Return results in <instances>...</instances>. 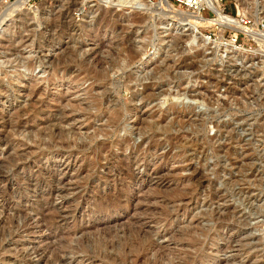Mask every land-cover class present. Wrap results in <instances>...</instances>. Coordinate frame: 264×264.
Segmentation results:
<instances>
[{"label":"rangeland","instance_id":"374dc122","mask_svg":"<svg viewBox=\"0 0 264 264\" xmlns=\"http://www.w3.org/2000/svg\"><path fill=\"white\" fill-rule=\"evenodd\" d=\"M17 1L0 0V264H129L131 246L154 240L163 264H264V0H214L236 24L197 29L179 15L215 14L187 0H30L11 12ZM127 37L133 59L115 49ZM63 57L115 62L114 84L53 76ZM88 97L129 110L118 131ZM68 129L75 148L53 145ZM121 162L133 179L114 184Z\"/></svg>","mask_w":264,"mask_h":264},{"label":"bare ground","instance_id":"6f19581e","mask_svg":"<svg viewBox=\"0 0 264 264\" xmlns=\"http://www.w3.org/2000/svg\"><path fill=\"white\" fill-rule=\"evenodd\" d=\"M61 1H63V0H61ZM68 1H70V3H69V8H71V9H75L76 8V6H77V4H76V0H67V2ZM106 2H112V3H115V4H117V5H121V4H125V3H128V4H130V5H132L133 7H144V8H147L149 5H148V3H147V1L148 0H105ZM213 1L214 0H187V2H188V5H190L192 8H194V9H199L200 7H204V6H206V7H208V8H210L211 10H212V12L215 14V17H216V19H205V18H203L201 15H200V13H194V14H189V13H185L184 15H179L181 18H183V19H185V18H187V19H189V22H190V24H191V26H193L194 27V29H197V28H199V27H202V26H213V25H215V26H219V25H221V23H223V21H226L229 25H234V24H236V20L235 19H233V18H230V17H224L222 14H221V12L220 11H218L216 8H215V6H214V4H213ZM30 2V0H18L14 5H13V9L11 10V12H17L18 10H20L22 7H24L27 3H29ZM204 2V3H203ZM46 5H48V6H53L54 5V3H55V0H45V2H44ZM156 4V3H155ZM42 5H44V4H42ZM158 7L159 6H161V7H166V6H168V1L167 0H158V2H157V4H156ZM71 9H69L70 11H71ZM202 9V8H201ZM68 10V11H69ZM142 22V20H141V18L140 19H138V20H136V23H141ZM142 24V23H141ZM69 25V24H68ZM121 28H125V27H122L121 26ZM61 37V36H60ZM221 37H222V35H221ZM221 37H220V47H221V51L224 53V52H227L228 50H230V48H232L233 46H232V44L231 43H227V42H223V40L221 39ZM127 39V41H125L124 43H118L117 45H116V47H115V49H116V51H118V52H124V53H128L129 55H130V57H129V59H133L134 57H133V54H132V49H131V47L130 46H127V44H128V42H129V40H130V38L129 37H127L126 38ZM125 39V40H126ZM180 41H182V38H179V42ZM187 41V40H186ZM230 42V41H229ZM67 46H68V43H65V45H64V48H63V52H65V49L67 48ZM69 47V46H68ZM234 49V48H233ZM236 50H238L237 48H236ZM232 51V50H231ZM233 53V52H232ZM236 53H237V51H236ZM135 55H137L136 53H134ZM225 54V53H224ZM80 55V54H79ZM120 55V54H119ZM77 56V55H76ZM113 56V55H112ZM72 57V56H71ZM116 57V56H115ZM73 60V59H72ZM68 61V60H65V58L63 57V58H60L59 60H58V62L57 63H53V65L51 66V74L54 76V75H56V73H57V71L59 70V69H63L64 70V72H65V74H68V73H70V72H74L75 70L76 71H81V73L83 72H87V74H85L86 76H84V77H90L92 80H93V84H95L96 86H98V87H102V86H106V85H113L114 84V79H112V77H113V75H112V77L109 75V73L111 72H113L115 69H116V64H115V62H113V63H111L110 64V68L108 69V70H106V69H98V67L97 68H91V67H88V64H86V63H84L82 60L81 61ZM53 61V60H52ZM101 64V63H100ZM95 65H96V63H95ZM93 66V65H92ZM107 66V65H106ZM90 68V69H89ZM102 68V67H101ZM117 70V69H116ZM120 70V69H119ZM80 73V74H81ZM116 73V72H115ZM79 74V75H80ZM84 74H82V76H83ZM24 76V75H23ZM125 76V75H124ZM123 76V77H124ZM83 77V78H84ZM85 79V78H84ZM83 79V80H84ZM131 82V81H130ZM17 83V82H16ZM146 89V88H145ZM151 90V89H150ZM150 93H152L151 91H148V94H146L145 95V97H151V94ZM153 94V93H152ZM89 95V94H88ZM91 95V94H90ZM89 95V96H90ZM144 95V94H143ZM65 97V96H64ZM94 97V96H93ZM93 97H88L89 98V100H91L93 103H94V106L97 108V110L99 109L100 110V114H103L104 115V117L106 118V128H107V126H108V128H110L111 127V129L113 130V131H118L119 130V124H120V122H121V120H122V117H123V113L124 112H129V110L127 109V108H119V109H116V108H113V107H111V106H106V107H104L105 109H103V110H101V107H102V105L103 104H105V100H103V98H97V97H95V98H93ZM153 97V96H152ZM87 98V99H88ZM97 98V99H96ZM61 99V98H60ZM60 99H59V103L61 102L60 101ZM64 99V98H63ZM86 100V99H85ZM91 101H89L90 103H91ZM62 103V102H61ZM66 103V102H65ZM73 104V103H72ZM108 104H110L109 102H108ZM64 105V104H63ZM91 105H93V104H91ZM107 105V104H106ZM65 107V106H64ZM72 107H73V105H72ZM77 107H79V105L77 106ZM76 107V108H77ZM81 107H82V105H81ZM115 107H117V105H115ZM75 108V107H74ZM75 108V109H76ZM90 108H92V107H90ZM89 108V109H90ZM94 108V107H93ZM78 110H79V108H77ZM89 109H88V111H89ZM96 110V109H95ZM94 110V111H95ZM93 111V110H92ZM73 112V111H72ZM83 112V111H82ZM90 113H91V110L89 111ZM183 114V113H182ZM192 115V114H191ZM88 116V115H87ZM86 116V117H87ZM100 116V115H99ZM98 116V117H99ZM173 117H175V116H173ZM188 117V116H187ZM124 118V117H123ZM88 119H90V117H87V120ZM178 119H180V120H176L177 122L176 123H178V124H180L182 127L185 125V124H189L190 126H193V125H195V121L194 120H192L191 118L190 119H187L186 120V122L183 120V119H185V117H182V115L180 114V116H179V118ZM137 120V119H136ZM139 121V120H138ZM175 123V122H174ZM105 124V123H104ZM201 124H202V122H201ZM60 125V124H59ZM187 126V125H186ZM200 127V126H199ZM60 130V129H59ZM104 130H106V129H104ZM111 130V131H112ZM50 131H52L51 129H50ZM108 131V130H107ZM106 131V132H107ZM100 132V131H99ZM101 132H103V131H101ZM105 132V134H107L106 136H108L109 134L108 133H106ZM109 132V131H108ZM75 133H78V132H74V130H72V129H68V130H61L60 131V133L59 134H50V138H52V141H53V145L54 144H59V146H60V148H68V146H69V135L70 136H72V135H74ZM52 135V136H51ZM77 135V134H76ZM111 135V134H110ZM81 136V135H80ZM75 137H73V139H74ZM79 138V137H78ZM55 139L58 141H61V142H59V143H57V141L55 142ZM82 139V138H81ZM43 140V139H42ZM70 140L72 141V139L70 138ZM116 140V139H115ZM71 141H70V144H71ZM76 141V140H75ZM235 141V140H234ZM43 142V141H42ZM50 142V141H49ZM77 142H79V140L77 141ZM82 142V141H81ZM84 142V141H83ZM89 142V141H88ZM130 141H129V139H127V138H125V139H121V140H116L114 143H112L113 145L115 144L116 146H120V147H126L127 148V146L130 144L129 143ZM236 142V141H235ZM146 143V142H145ZM43 144V143H42ZM78 144V143H77ZM76 144V145H77ZM85 144V143H84ZM206 144V143H205ZM152 145V144H151ZM175 145V144H174ZM47 146V145H46ZM45 146V147H46ZM58 146V147H59ZM89 146V145H88ZM41 147V146H40ZM57 146H55V148H56ZM69 147H72V145H70ZM79 147V146H78ZM84 147V146H83ZM82 147V148H83ZM110 147V146H109ZM140 147V146H139ZM47 148H50V145H48L47 146ZM53 148V147H52ZM72 148H75V147H72ZM82 148H80V149H82ZM63 150V149H62ZM68 150V149H67ZM126 150L124 149V152H125ZM132 151V150H131ZM135 151V150H134ZM61 153L60 152H55V153H53V155H55V156H59ZM75 154V153H74ZM69 155V157H70V155L71 154H68ZM86 158V157H85ZM77 160V159H76ZM130 164L131 163H129V164H124V162H121V164L119 165V166H117L118 168H117V172H116V174H112V177L114 178L112 181L114 182V184H115V182L117 183L118 182V180H117V178H119L120 179V181H124V179H133L132 177H131V175L130 174H128L127 173V171H128V169H129V167H131L130 166ZM137 164V163H136ZM132 165V164H131ZM92 166V165H91ZM122 168H124V169H122ZM122 170L123 171H125V172H122ZM106 174V173H105ZM109 174V173H108ZM103 176V175H102ZM111 176V175H110ZM112 179V178H111ZM199 179V178H198ZM109 181V180H108ZM197 182V181H196ZM120 183V182H119ZM57 187V186H56ZM95 189V188H94ZM55 192H56V190H55ZM178 195H180V194H178ZM174 197V196H173ZM177 197V196H176ZM150 198V197H149ZM157 199V198H156ZM111 200V199H110ZM175 211H176V209H175ZM50 212H51V210H50ZM232 212V211H231ZM230 212V213H231ZM153 214V213H152ZM211 215V214H210ZM230 215V214H229ZM205 216V215H204ZM43 218V217H42ZM46 218V225H53V223L55 222V220H56V217L54 216V214H49L47 217H45ZM44 218V219H45ZM192 218V217H191ZM146 219V218H145ZM149 219V218H148ZM150 219H152V218H150ZM24 220H25V218H24ZM192 220V219H191ZM149 222H150V220H149ZM137 224V223H136ZM139 224H141V221H140V223ZM144 224H146V221H145V223ZM149 224V223H148ZM29 225V224H28ZM145 226V225H144ZM26 228V227H25ZM136 228H137V226H136ZM143 228V227H142ZM141 228V229H142ZM139 229V228H138ZM27 230V229H26ZM30 230V229H29ZM28 230V231H29ZM144 230V229H143ZM142 230V231H143ZM76 232V231H75ZM80 232V231H79ZM196 232V231H195ZM64 234V233H63ZM68 234V233H67ZM148 235V234H147ZM165 235H166V231H160V230H154V232H153V235H151V239H152V236L154 237V238H156V237H158V239L157 240H159V239H161V238H163L164 239V237H165ZM54 236H56V235H54ZM52 237V236H51ZM75 237V236H74ZM142 237V236H141ZM147 238V237H146ZM153 238V239H154ZM69 239V238H68ZM148 239H149V236H148ZM65 240H66V238H65ZM150 240V239H149ZM149 240H147V242L149 241ZM70 241V240H69ZM146 241V240H145ZM150 241H152V240H150ZM156 240H154V241H152V242H150V243H148V245H147V243L145 244H138L137 246H135V244H134V246H131L130 248H129V251H128V254H127V256H126V260L128 261V263L129 264H140V263H138L139 261H141L142 259H146V258H148L147 256L148 255H150V253L152 252V251H154V252H156V254H153L152 256H154V258H153V260L151 261V264H163V255H162V257L160 256V254H161V252L163 251L162 250V245L161 244H156V243H154ZM1 244V243H0ZM236 244V243H235ZM145 245H147V246H145ZM153 246L156 248V250H154V248H153ZM65 247V246H64ZM63 247V248H64ZM239 247H241V245L239 246ZM62 248V249H63ZM244 248V246L241 248V250ZM69 250V249H68ZM181 250V249H180ZM172 251V250H171ZM47 252V251H46ZM45 253V252H44ZM58 253V252H57ZM172 253V252H171ZM55 254V253H54ZM59 254V253H58ZM57 254V255H58ZM52 255V254H51ZM165 256V255H164ZM49 257V256H48ZM178 257V256H177ZM55 258V257H54ZM56 259V258H55ZM61 259V258H60ZM143 260V261H144ZM169 260V259H168ZM142 261V262H143ZM167 261V260H166ZM45 262H47V261H45ZM141 262V263H142ZM146 262V261H145ZM172 262V261H171ZM171 262H170V264H171ZM169 263V262H168ZM175 263V262H174ZM51 264V263H50ZM172 264H173V262H172Z\"/></svg>","mask_w":264,"mask_h":264}]
</instances>
